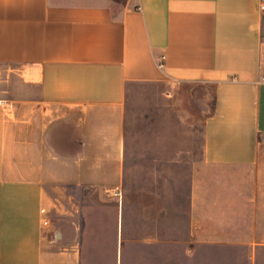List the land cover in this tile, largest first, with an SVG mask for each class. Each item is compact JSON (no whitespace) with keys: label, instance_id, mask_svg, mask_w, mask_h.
<instances>
[{"label":"crops","instance_id":"1","mask_svg":"<svg viewBox=\"0 0 264 264\" xmlns=\"http://www.w3.org/2000/svg\"><path fill=\"white\" fill-rule=\"evenodd\" d=\"M263 74L264 0H0V264H264Z\"/></svg>","mask_w":264,"mask_h":264},{"label":"rangeland","instance_id":"2","mask_svg":"<svg viewBox=\"0 0 264 264\" xmlns=\"http://www.w3.org/2000/svg\"><path fill=\"white\" fill-rule=\"evenodd\" d=\"M169 89L172 91V86L169 87ZM176 90V88H175ZM210 91V89L206 86H198L196 87V89L194 90V92L198 93V94H207ZM211 107H212V101H211Z\"/></svg>","mask_w":264,"mask_h":264},{"label":"built area","instance_id":"3","mask_svg":"<svg viewBox=\"0 0 264 264\" xmlns=\"http://www.w3.org/2000/svg\"><path fill=\"white\" fill-rule=\"evenodd\" d=\"M162 66V65H161ZM261 82H264V74L261 76ZM120 194L119 192L116 195Z\"/></svg>","mask_w":264,"mask_h":264}]
</instances>
